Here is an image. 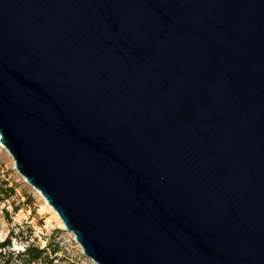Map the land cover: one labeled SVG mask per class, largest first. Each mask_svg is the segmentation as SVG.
<instances>
[{
	"label": "water",
	"instance_id": "obj_1",
	"mask_svg": "<svg viewBox=\"0 0 264 264\" xmlns=\"http://www.w3.org/2000/svg\"><path fill=\"white\" fill-rule=\"evenodd\" d=\"M0 141L98 264H264V0H0Z\"/></svg>",
	"mask_w": 264,
	"mask_h": 264
},
{
	"label": "rangeland",
	"instance_id": "obj_2",
	"mask_svg": "<svg viewBox=\"0 0 264 264\" xmlns=\"http://www.w3.org/2000/svg\"><path fill=\"white\" fill-rule=\"evenodd\" d=\"M8 187H13L15 194L0 204V241L14 230L18 237L13 239L12 249L16 251L23 250L27 243L41 247L51 243V247L60 248V264H98L86 256L58 213L20 174L11 154L0 145V191ZM16 206L20 207L17 212Z\"/></svg>",
	"mask_w": 264,
	"mask_h": 264
},
{
	"label": "trees",
	"instance_id": "obj_3",
	"mask_svg": "<svg viewBox=\"0 0 264 264\" xmlns=\"http://www.w3.org/2000/svg\"><path fill=\"white\" fill-rule=\"evenodd\" d=\"M15 194L13 187H8L0 191V204L9 200ZM20 209L19 206L15 207V212ZM9 215L8 211L6 212ZM14 230H11L9 235L0 241V264H60L58 253L60 248L58 246L51 247V243L41 247L33 243H27L23 250L16 251L12 249L13 239L17 238Z\"/></svg>",
	"mask_w": 264,
	"mask_h": 264
},
{
	"label": "bare ground",
	"instance_id": "obj_4",
	"mask_svg": "<svg viewBox=\"0 0 264 264\" xmlns=\"http://www.w3.org/2000/svg\"><path fill=\"white\" fill-rule=\"evenodd\" d=\"M0 145H1L3 148H5V146L1 143V141H0Z\"/></svg>",
	"mask_w": 264,
	"mask_h": 264
}]
</instances>
